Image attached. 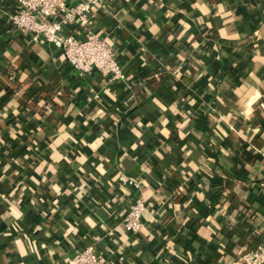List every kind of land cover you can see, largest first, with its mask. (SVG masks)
I'll return each mask as SVG.
<instances>
[{
	"label": "crops",
	"instance_id": "crops-1",
	"mask_svg": "<svg viewBox=\"0 0 264 264\" xmlns=\"http://www.w3.org/2000/svg\"><path fill=\"white\" fill-rule=\"evenodd\" d=\"M104 1L88 26L130 89L29 41L0 0V264H66L91 242L104 264H240L264 244V0Z\"/></svg>",
	"mask_w": 264,
	"mask_h": 264
},
{
	"label": "built area",
	"instance_id": "built-area-1",
	"mask_svg": "<svg viewBox=\"0 0 264 264\" xmlns=\"http://www.w3.org/2000/svg\"><path fill=\"white\" fill-rule=\"evenodd\" d=\"M15 8L4 12L6 22L26 34L28 40L45 43L59 50L67 63L79 75L96 70L110 81H121L130 89V80L124 73L110 43L89 29L88 24L101 14L104 0H12ZM98 97V94L94 95ZM126 98V102L132 99ZM128 103V102H127ZM48 105L45 110H48ZM118 187L131 186L139 191V181L123 171L115 176ZM264 196V179L259 181ZM145 200L137 196L128 206L120 221L124 230L138 235L142 230ZM108 234H113L112 230ZM240 264H264V244L239 251ZM106 258L91 242L73 252L66 264H104ZM56 264V263H55ZM58 264V263H57Z\"/></svg>",
	"mask_w": 264,
	"mask_h": 264
},
{
	"label": "trees",
	"instance_id": "trees-1",
	"mask_svg": "<svg viewBox=\"0 0 264 264\" xmlns=\"http://www.w3.org/2000/svg\"><path fill=\"white\" fill-rule=\"evenodd\" d=\"M37 199L38 200H40V202H42L43 200V198L42 197H37ZM31 200H34V198H31ZM55 205L54 206H56V208L58 209V207H57V201L56 200H54V202H53ZM148 203V202H147ZM36 207H38V206H36ZM54 208V207H53ZM55 209V208H54ZM56 210V209H55ZM53 211V209H52V207L51 208H46V207H41V208H39L38 207V210H37V214L38 215H40L39 217H41V218H45V217H49L50 216V214L49 213H51ZM49 214V215H48ZM34 216H37L36 214H34ZM38 217V216H37ZM17 221V220H16ZM13 222V224H12V226L13 227H17L18 226V224L19 223H17V222ZM82 248V247H81ZM61 264V263H60Z\"/></svg>",
	"mask_w": 264,
	"mask_h": 264
}]
</instances>
